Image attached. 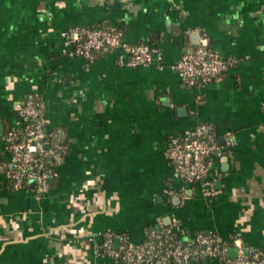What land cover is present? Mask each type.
Returning <instances> with one entry per match:
<instances>
[{
	"label": "crops",
	"instance_id": "crops-1",
	"mask_svg": "<svg viewBox=\"0 0 264 264\" xmlns=\"http://www.w3.org/2000/svg\"><path fill=\"white\" fill-rule=\"evenodd\" d=\"M81 27L151 44L163 67L129 66L113 48L76 55L62 34ZM195 33L233 61L221 80L189 86L174 69ZM27 98L43 102L59 150L44 193L8 175L6 134L22 129ZM199 123L223 146L234 137L211 187L169 158L171 138ZM175 226L187 245L215 234L230 255L233 239L264 249V0H0V264H123L103 250L106 233L142 245Z\"/></svg>",
	"mask_w": 264,
	"mask_h": 264
},
{
	"label": "built area",
	"instance_id": "built-area-1",
	"mask_svg": "<svg viewBox=\"0 0 264 264\" xmlns=\"http://www.w3.org/2000/svg\"><path fill=\"white\" fill-rule=\"evenodd\" d=\"M73 53L88 60L105 48L124 52L129 66L162 68L161 51L147 43L130 44L121 30L81 27L62 34ZM233 65L210 47L207 38L186 51L176 62L174 69L189 86L216 82ZM23 127L22 131L11 129L6 134L9 153L8 175L15 189L27 187L31 181L37 184V191L49 190L53 174L50 158L59 150L50 146L45 134L43 102L27 98L16 104ZM234 141L229 136L226 146L221 145L207 124L199 123L189 136H173L170 141L169 158L176 174L187 182H200L211 187L212 168L215 159L226 155V147ZM48 159V160H47ZM180 226L152 232L142 245H133L125 234H105L101 246L105 253L123 264H188L192 259L215 258L220 264H264V249L257 252L233 239L235 254H229L230 245L215 234H199L193 244L187 245L182 238ZM118 240V245H116Z\"/></svg>",
	"mask_w": 264,
	"mask_h": 264
},
{
	"label": "water",
	"instance_id": "water-1",
	"mask_svg": "<svg viewBox=\"0 0 264 264\" xmlns=\"http://www.w3.org/2000/svg\"><path fill=\"white\" fill-rule=\"evenodd\" d=\"M191 36L196 39V42H195L196 44L200 43V40H201L200 34L195 33V34H192ZM30 184H36V182L33 180L30 182Z\"/></svg>",
	"mask_w": 264,
	"mask_h": 264
},
{
	"label": "trees",
	"instance_id": "trees-1",
	"mask_svg": "<svg viewBox=\"0 0 264 264\" xmlns=\"http://www.w3.org/2000/svg\"><path fill=\"white\" fill-rule=\"evenodd\" d=\"M108 29H110V28H108ZM8 131H9V130H8ZM8 131H7V132H8ZM19 131L21 132L22 129H20ZM46 139H47V141L50 143L51 138H50L49 135H47ZM47 160H48V159H47ZM117 262H118V263H121L120 261H117Z\"/></svg>",
	"mask_w": 264,
	"mask_h": 264
}]
</instances>
